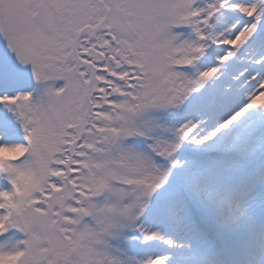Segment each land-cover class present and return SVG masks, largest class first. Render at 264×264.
<instances>
[{
    "label": "snow or ice",
    "instance_id": "obj_1",
    "mask_svg": "<svg viewBox=\"0 0 264 264\" xmlns=\"http://www.w3.org/2000/svg\"><path fill=\"white\" fill-rule=\"evenodd\" d=\"M0 264H264V0H0Z\"/></svg>",
    "mask_w": 264,
    "mask_h": 264
}]
</instances>
